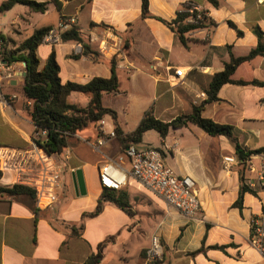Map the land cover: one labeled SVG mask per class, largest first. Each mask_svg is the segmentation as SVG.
Listing matches in <instances>:
<instances>
[{
	"label": "crops",
	"instance_id": "crops-1",
	"mask_svg": "<svg viewBox=\"0 0 264 264\" xmlns=\"http://www.w3.org/2000/svg\"><path fill=\"white\" fill-rule=\"evenodd\" d=\"M32 1L47 4L44 13H34L39 14V22L31 23L33 12L27 7L28 15L15 6L7 12L18 11L20 15L11 16L9 23L0 26V38L12 50L34 30L49 27L56 31L60 23L65 24L60 33L77 28L82 39L79 44L53 43L45 36L36 51L40 67L54 49L62 82L85 85L93 78L108 79L113 63L119 88L121 80H126L128 90L104 94L102 106L115 112V122L108 121L122 136L132 133L148 110L163 122L190 114L192 106L206 98L211 77L223 70L230 53L244 57L256 47L255 27L264 39V0H216L217 7L205 0H148L152 17L145 19L141 18V0ZM188 2L201 8L208 18L204 28L185 34L182 45L156 18L170 22ZM178 69L183 70V78L174 75ZM233 78L264 83V58L254 68L242 64ZM143 80L151 81L152 91L141 86ZM19 81L6 87L13 90L18 83L22 86ZM130 90L145 95L146 101L133 106L136 100H132ZM120 97L124 101L116 103ZM218 98L220 101L205 105L202 116L231 126L241 148H264V86L227 84L219 90ZM69 102L85 107L88 100L73 93ZM29 106L28 101L17 99L10 110L0 111V147H29L33 138V125L26 114ZM27 124L32 127L30 132L25 130ZM96 138L95 125L70 138L63 191L53 210L38 209L34 196H0V264H83L106 240L110 241L99 264H149L147 252L154 234L163 249L160 264H264L258 252L248 246L249 221L261 211L260 196L244 193L240 206L235 205L241 178L244 183L248 175L241 165L223 169L222 158L236 157L233 145L224 137H210L188 124L170 129L164 139L159 137V146L135 144L138 150H159L175 175L194 181L199 211L192 219L166 210L160 198L131 179L117 193L127 195L132 215L105 202L98 215L85 217L95 210L102 194L98 168L109 159L116 160L126 148L116 133L100 156L85 144ZM122 167L129 170L127 159ZM77 170L82 173L84 195L73 185ZM0 185L13 186L11 175H3Z\"/></svg>",
	"mask_w": 264,
	"mask_h": 264
},
{
	"label": "trees",
	"instance_id": "trees-1",
	"mask_svg": "<svg viewBox=\"0 0 264 264\" xmlns=\"http://www.w3.org/2000/svg\"><path fill=\"white\" fill-rule=\"evenodd\" d=\"M205 1L213 7H217L216 0ZM15 6H25L33 13H44L47 10L46 3H38L32 0H3L0 4V13L7 12ZM186 8V4H183L176 13V18L170 22L156 18L178 36L182 45H185V34L202 29L206 24V21L200 22V24L188 23V20L193 18L194 14L187 13ZM150 17L152 16L148 11V0H141V18ZM230 26L233 27L232 24ZM50 31L51 28L49 27L34 30L30 37L15 45L12 50H7V42L3 38L1 39L4 41L3 57L8 62L19 61L25 65V75L22 79L21 91L23 98L30 103V106L26 109L28 119L38 130L47 131L46 142L43 143L42 147L50 155H61L69 147L70 138L77 135L83 129L90 125H95L103 118H110L113 123L115 122V112L102 106V97L104 94L118 93L119 82L113 63L110 67L111 75L108 79L93 78L85 85L62 82L60 78L61 69L54 49L47 57L44 65L40 67L36 51ZM253 33L258 40L256 47L244 57L236 58L230 53L229 61L224 64L223 70L211 77L208 89L205 91L206 98L199 105L192 106L190 114L177 116L170 122H163L156 119L149 110L143 115L137 128L130 134L122 136L119 128L116 126L115 131L122 145L126 147L129 144L135 145L141 143L143 135L149 131L156 132L160 138L164 139L170 129H178L192 124L210 137H224L233 145L234 153L240 163L253 155L264 153V148L256 150L241 148L232 133L231 126L215 123L202 116L205 105L220 101L218 92L224 85L264 86V83L255 80L246 82L242 80L236 81L233 78L237 68L242 64H248L254 68L258 60L264 58L263 34L257 27L253 29ZM59 41L60 43H82L79 31L75 27L62 32L59 36ZM86 50L87 47L84 45V54ZM73 93L85 97L88 100L87 105L85 107H78L71 104L69 97ZM244 193L255 195L252 190H249L244 185L243 178H241V187L238 199L235 202L236 206H240ZM3 195L33 196V193L28 188L19 185L11 187H2L0 185V196ZM105 202L112 203L120 210L132 215L125 193L102 189V194L95 210L85 217H95L98 215ZM80 229H82V226ZM109 241L106 240V242L99 244L97 253L89 256L83 264H99L103 259V249Z\"/></svg>",
	"mask_w": 264,
	"mask_h": 264
},
{
	"label": "built area",
	"instance_id": "built-area-1",
	"mask_svg": "<svg viewBox=\"0 0 264 264\" xmlns=\"http://www.w3.org/2000/svg\"><path fill=\"white\" fill-rule=\"evenodd\" d=\"M186 12L194 14L188 20L190 24H200L208 18L207 14L197 5L186 3ZM65 27L60 23L56 31H50L47 41L58 43L60 32ZM4 41L0 38V111L10 110L18 99L15 94L4 95V86H10L12 81L22 80L25 75V65L19 61L8 62L3 57ZM8 50V48H7ZM178 78H183V70L174 72ZM109 118H103L95 124L97 138L85 142L90 150L102 156V149L109 140L116 138L115 127L110 125ZM47 131L38 130L33 126V138L28 148L0 147V173L11 175L12 185H19L32 191L35 205L41 210H53L63 191L62 174L64 161L68 159L66 148L64 154L50 155L42 147L46 142ZM62 158V159H61ZM124 159L129 161L130 168L122 167ZM224 170L241 165L244 185L260 196L261 211L249 221L250 236L248 246L264 259V153L253 155L242 163L237 157L222 158ZM129 179L160 198L166 210L194 218L199 211V203L195 191V183L188 176L175 175L163 162L159 150L148 148L138 150L134 144H129L122 155L116 160H107L98 168V181L101 189L117 192L124 188ZM163 260V249L158 235L150 238V248L147 252L149 264H160Z\"/></svg>",
	"mask_w": 264,
	"mask_h": 264
},
{
	"label": "rangeland",
	"instance_id": "rangeland-1",
	"mask_svg": "<svg viewBox=\"0 0 264 264\" xmlns=\"http://www.w3.org/2000/svg\"><path fill=\"white\" fill-rule=\"evenodd\" d=\"M19 8L24 13H26L28 15V10H27V8L25 6H19ZM14 15H20V14H19L18 11H13V13L5 12V13L1 14L0 17L2 18V22H0V26L3 25V24L9 23V21H10L9 19L11 18V16H14ZM23 16H24V14H23ZM39 18H40L39 14H34L33 13V19L31 20V23L36 25V23H38L39 20H40ZM29 33H31V32H29ZM29 33L26 34V37H28L30 35ZM3 35L6 37L7 36V32L3 31ZM121 81H122V84H121V86L119 88V91L120 92H124L126 89L128 90V83H127L126 80L125 81L121 80ZM143 81L144 82L141 83V86H143L144 88L152 91L151 88L153 89V84L151 83V81H149V80H143ZM2 91H3L4 94L14 93L17 96V98H18V102H21V101L24 102V100H25L23 98V95H22L21 84H19V83L13 90H9L8 87L4 86ZM130 92L132 93V97L134 98L132 100H136L135 102L131 103L133 106H139V105L143 104L144 101H146V100H143L145 98V95H140V93H135L132 90H130ZM153 97H155V96H153ZM122 100H123L122 97H120L119 99H116V103H121V102L124 101V100L123 101ZM108 102H109V100H106V103H108ZM31 128L32 127H30V125H28V124L25 126V130L28 131V132H30L32 130ZM158 138H159V136H158V134L156 132L150 131V132H147L146 134L143 135L142 143L146 144V145H151V146H159ZM69 142H71V141L69 140Z\"/></svg>",
	"mask_w": 264,
	"mask_h": 264
},
{
	"label": "water",
	"instance_id": "water-1",
	"mask_svg": "<svg viewBox=\"0 0 264 264\" xmlns=\"http://www.w3.org/2000/svg\"><path fill=\"white\" fill-rule=\"evenodd\" d=\"M72 181L75 190L78 191L80 194L84 195V182L80 170L74 172Z\"/></svg>",
	"mask_w": 264,
	"mask_h": 264
}]
</instances>
